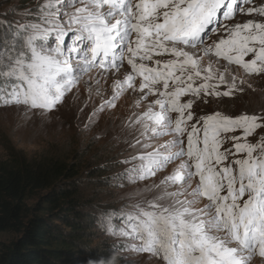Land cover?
<instances>
[{"label": "snow or ice", "instance_id": "6c2138e0", "mask_svg": "<svg viewBox=\"0 0 264 264\" xmlns=\"http://www.w3.org/2000/svg\"><path fill=\"white\" fill-rule=\"evenodd\" d=\"M21 11L0 24V108L25 119L50 114L85 75L115 73L112 96L89 121L125 92L140 93L134 106L142 111L126 127L138 133L130 147L142 151L131 157L127 182L178 162L106 213L105 234L157 264H264V135L249 140L264 128V113L193 111L197 101L245 90L227 66L264 75V0H38ZM240 15L251 19L227 23Z\"/></svg>", "mask_w": 264, "mask_h": 264}, {"label": "rangeland", "instance_id": "374dc122", "mask_svg": "<svg viewBox=\"0 0 264 264\" xmlns=\"http://www.w3.org/2000/svg\"><path fill=\"white\" fill-rule=\"evenodd\" d=\"M37 2L38 0H0V24L5 23V16L8 19L19 18L23 15L21 10L34 9ZM261 2L262 0H256L257 5ZM12 12L16 15H8ZM248 19L251 17L240 15L227 23L234 24ZM216 38L214 34L207 42L211 43ZM225 66V61L219 62L220 71ZM227 67L230 73L244 77L245 90L233 97H208V103L197 101L194 113L199 116L215 111L230 116L264 113V75L246 76L235 65ZM115 76V73H111L109 78L105 77L102 70L85 75L78 88L67 94L58 110L43 116L37 111L25 119L15 108H0V162L6 159L7 150L13 146L30 159L48 155L61 157L75 165L78 172L76 179L90 220L85 229L89 234L85 244L78 248L81 254L75 255V264H121L122 261L123 264H157L156 258L147 253L136 255L125 251L121 247L123 240L105 234L102 224L106 213L119 212L125 205L134 202L131 198L137 192L145 185L158 184L178 163L170 164L146 181L135 184L127 182L126 170L137 163L131 157L142 151L140 145L130 147L138 133L126 127L133 113L142 111L134 106L140 93L131 90L125 92L116 101L114 108L105 109L89 121L93 110L102 100L112 96ZM226 78L230 77L226 74ZM120 79H123L122 74ZM240 134L237 131L229 135ZM261 135H264V128L257 129L256 134L249 137L250 142L255 143ZM167 139L170 137L162 138L161 142ZM230 145L231 142L226 147ZM126 160L130 162L124 163ZM43 194L45 192L40 195ZM35 202L36 199L28 204ZM113 223L119 226L120 222L114 219ZM16 239L17 235L14 233L0 232V252L4 245ZM253 264H261L259 257L253 260Z\"/></svg>", "mask_w": 264, "mask_h": 264}, {"label": "trees", "instance_id": "16d2710c", "mask_svg": "<svg viewBox=\"0 0 264 264\" xmlns=\"http://www.w3.org/2000/svg\"><path fill=\"white\" fill-rule=\"evenodd\" d=\"M67 163L48 155L30 159L13 146L7 150L0 162V232L17 239L3 246L0 264H75L90 220L77 168Z\"/></svg>", "mask_w": 264, "mask_h": 264}, {"label": "bare ground", "instance_id": "6f19581e", "mask_svg": "<svg viewBox=\"0 0 264 264\" xmlns=\"http://www.w3.org/2000/svg\"><path fill=\"white\" fill-rule=\"evenodd\" d=\"M103 73H104V72H103ZM110 75H111V73H104V76H105V77H108V78H109ZM105 97H106V96H105ZM105 97H104V98H105Z\"/></svg>", "mask_w": 264, "mask_h": 264}]
</instances>
